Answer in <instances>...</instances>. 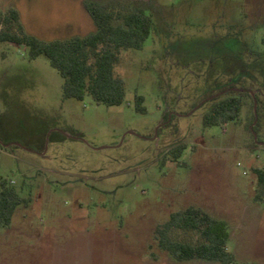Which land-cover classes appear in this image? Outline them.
I'll list each match as a JSON object with an SVG mask.
<instances>
[{
  "label": "rangeland",
  "instance_id": "obj_1",
  "mask_svg": "<svg viewBox=\"0 0 264 264\" xmlns=\"http://www.w3.org/2000/svg\"><path fill=\"white\" fill-rule=\"evenodd\" d=\"M86 1L0 0V22L15 10L44 41L84 36L95 30ZM91 1L154 21L141 49L120 53V105L64 97L44 55L0 42V176L30 197L0 228V264H220L178 261L159 246L157 226L188 206L228 223L234 264H264L252 171L264 166V145L250 129L257 117L264 142V0ZM234 95L240 116L205 126L214 103ZM169 234L199 241L193 230Z\"/></svg>",
  "mask_w": 264,
  "mask_h": 264
},
{
  "label": "trees",
  "instance_id": "obj_2",
  "mask_svg": "<svg viewBox=\"0 0 264 264\" xmlns=\"http://www.w3.org/2000/svg\"><path fill=\"white\" fill-rule=\"evenodd\" d=\"M85 7L95 25V30L87 35L44 41L26 33L18 13L12 10L0 22V42L25 45L31 59L44 55L63 78L64 97L83 100L86 95H91L98 104L120 105L126 95V85L116 75L115 66L120 62L122 50L143 47L154 27L152 15L141 8L125 13L113 12L91 0L85 2ZM14 21L20 31L11 29ZM142 101L143 97L137 95V106ZM242 106L240 96L223 98L205 114L204 125L237 119ZM185 149V145L177 146L168 153L172 158H178ZM252 171L257 186L263 192L257 196L261 199L264 197V166L253 167ZM19 192L11 180L0 176V228L9 227L17 208L29 204L30 197H23ZM173 228L193 230L198 234L199 241L174 240L169 234ZM156 233L159 246L178 261L198 259L220 264L235 263V255L228 249V223L200 208L188 206L172 212L164 223L157 226Z\"/></svg>",
  "mask_w": 264,
  "mask_h": 264
},
{
  "label": "water",
  "instance_id": "obj_3",
  "mask_svg": "<svg viewBox=\"0 0 264 264\" xmlns=\"http://www.w3.org/2000/svg\"><path fill=\"white\" fill-rule=\"evenodd\" d=\"M255 115H256V102H255ZM256 122H257V117L255 118L253 124L250 125V129L252 130V132H253V134H254V136H255V140L257 141V143H258L259 145H264V142H260V141H258L257 138H256V137H257V133H256V131L254 130V125L256 124ZM4 145H5V146H10V143L4 144Z\"/></svg>",
  "mask_w": 264,
  "mask_h": 264
},
{
  "label": "flooded vegetation",
  "instance_id": "obj_4",
  "mask_svg": "<svg viewBox=\"0 0 264 264\" xmlns=\"http://www.w3.org/2000/svg\"><path fill=\"white\" fill-rule=\"evenodd\" d=\"M227 91L229 92V90H226V91L223 90V92H221V93H219V94H217V95H214L213 98H217V97H219V96H221V95H223V94H226ZM230 91H233V92H240L239 90H230ZM234 96H238V95H234ZM228 97H230V96H228ZM225 98H226V97H225ZM222 99H223V98H222ZM220 100H221V99H220ZM220 100H219V101H220ZM216 102H218V101H216ZM216 102H215V103H216ZM255 125H256V124H255ZM255 125H254V126H255ZM254 130H255V129H254ZM255 131H256V130H255Z\"/></svg>",
  "mask_w": 264,
  "mask_h": 264
}]
</instances>
